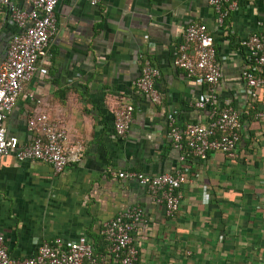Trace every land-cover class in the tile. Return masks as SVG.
<instances>
[{
	"label": "crops",
	"instance_id": "1",
	"mask_svg": "<svg viewBox=\"0 0 264 264\" xmlns=\"http://www.w3.org/2000/svg\"><path fill=\"white\" fill-rule=\"evenodd\" d=\"M23 10L32 0H12ZM218 27L208 0H60L57 31L4 124L8 135L28 142L30 116L45 112L68 133V146L83 156L55 173L40 161L0 163V232L8 253L22 259L44 241L93 245L95 264H117L101 235L104 222L139 205L146 221L132 234L137 264H264V87L252 100L241 79L245 53L240 41L264 35V0H236ZM202 22L214 35L221 78L220 106L240 115L234 154L211 151L205 159L182 162L168 136L169 119L184 127L207 124L210 109L194 107L207 85L174 66L186 27ZM16 31L0 6V63ZM194 53V46H189ZM159 68L160 101L134 85L144 59ZM120 103L135 108L129 130L113 125ZM183 166L179 208L166 214L146 187L113 173L154 176Z\"/></svg>",
	"mask_w": 264,
	"mask_h": 264
},
{
	"label": "built area",
	"instance_id": "2",
	"mask_svg": "<svg viewBox=\"0 0 264 264\" xmlns=\"http://www.w3.org/2000/svg\"><path fill=\"white\" fill-rule=\"evenodd\" d=\"M59 1L32 0V8L26 11L12 0H0L3 13L16 27L9 40L6 57L0 63V163L3 157L13 155L18 161H43L51 165L55 173H60L69 164L82 159V146H68L66 128L45 112L28 118L27 129L32 134L28 142H20L17 136L8 135L4 124L24 85L36 71L38 61L47 55L50 40L57 31L55 10ZM97 2L90 0L92 5ZM208 3L216 12L219 28L224 26L237 4L236 0H208ZM190 45L194 46L193 54L189 52ZM240 46L246 62L241 74L243 90L255 100L257 89L264 87V35L252 33L240 41ZM173 63L187 77L206 83L205 94L193 105L210 109L207 124L187 123L180 127L175 117H170L168 136L172 148L181 153L179 159L182 162L188 158L205 159L211 151L234 154L240 138V115L234 107L218 103L217 84L222 69L217 59L214 35L205 23L193 22L186 27ZM159 76V68L146 58L134 85L142 94L159 102L160 93L155 87ZM134 110L132 104L126 103H120L115 109L113 125L119 136H125L129 130ZM113 174L125 181L136 179L147 188L156 203L164 205L167 215L172 216L178 210L179 189L187 180V172L182 165L173 172L154 176L127 170ZM145 221L143 208L134 205L118 212L102 225L101 235L117 264H137L138 249L132 234ZM96 261L97 256L90 243L73 241L66 244L61 238L44 241L33 256L13 258L0 232V264H95Z\"/></svg>",
	"mask_w": 264,
	"mask_h": 264
}]
</instances>
